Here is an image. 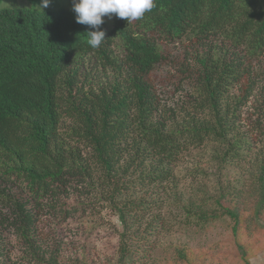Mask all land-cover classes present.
<instances>
[{"label": "trees", "instance_id": "16d2710c", "mask_svg": "<svg viewBox=\"0 0 264 264\" xmlns=\"http://www.w3.org/2000/svg\"><path fill=\"white\" fill-rule=\"evenodd\" d=\"M32 2L0 7V264L15 249L29 263L59 264L56 226L83 213L84 197L106 195L117 207L133 190L123 181L130 171L133 186L162 191L182 153L210 145L218 172L251 160L253 200L245 207L220 187L215 198L184 201L182 223L227 222L239 264H250L259 237L247 229L264 234V0H154L131 23L103 19L95 49V29L72 8ZM148 206L141 198L117 208L136 227L120 234L119 263L151 251L162 222L144 225ZM171 262L205 264L185 246Z\"/></svg>", "mask_w": 264, "mask_h": 264}, {"label": "rangeland", "instance_id": "374dc122", "mask_svg": "<svg viewBox=\"0 0 264 264\" xmlns=\"http://www.w3.org/2000/svg\"><path fill=\"white\" fill-rule=\"evenodd\" d=\"M57 3L61 7L72 8L73 0H57ZM32 6H34L32 0H1L0 2L2 8ZM55 7L58 6L54 5V0H50L46 8ZM111 16L112 14L105 15L103 19L108 20L110 24ZM259 145V143L255 144L248 152L249 158L258 155ZM247 160L218 172L211 145L205 146L182 153L178 162L172 166L173 180L164 183L165 187L162 191L155 189L154 185L144 188L133 186L138 174L133 176L130 171L123 181L133 190L116 199L119 204L117 207L115 203H109L106 195L98 199V195L94 197L93 193L92 197L88 194L81 200L86 204L83 213L77 212L63 219L62 223L56 226V235L60 236L63 242L59 264H172V252L178 246H185L191 250L195 259L203 257L205 264H239L227 222L216 221L203 229L185 227L182 223L185 218L182 205L190 197L215 198L220 194V187L229 186L231 190H235L233 195L240 194L238 199L242 200V204L246 203L245 207H249V203L253 200L254 184L251 160ZM124 165L125 163H121L122 167ZM106 189L105 186V192ZM141 198L151 205L147 207L149 211L142 219L144 225L158 216L161 218L162 226L158 227V236L152 240L151 251L146 256L131 254L123 263H119L117 248L120 234L125 229L130 234L136 227L132 225L134 218L131 217L126 222L128 227H125L118 218L117 208L125 201L135 204ZM67 201L72 202V197ZM47 224L45 221L42 222V226L46 228L44 232L47 231L45 235L48 237L47 234L53 233H50L51 227ZM260 224L263 225V222ZM247 232L252 238L259 237L249 256L250 264H264V234L257 235L256 229H247ZM46 236L41 237L44 243L49 242ZM6 237L10 246L15 247L17 244L15 235L12 232L10 235L8 232ZM145 247L147 249L148 245ZM22 255L18 250H13L9 264H33L23 260ZM82 256L85 262L78 261Z\"/></svg>", "mask_w": 264, "mask_h": 264}, {"label": "clouds", "instance_id": "9594fccd", "mask_svg": "<svg viewBox=\"0 0 264 264\" xmlns=\"http://www.w3.org/2000/svg\"><path fill=\"white\" fill-rule=\"evenodd\" d=\"M50 0H42V7H48ZM155 6L154 0H73L72 10L76 22L95 29L88 31L87 43L98 48L105 40V32L100 29L103 17L115 13L118 18H126L128 23L143 18Z\"/></svg>", "mask_w": 264, "mask_h": 264}]
</instances>
